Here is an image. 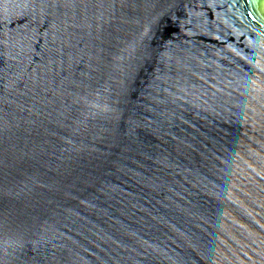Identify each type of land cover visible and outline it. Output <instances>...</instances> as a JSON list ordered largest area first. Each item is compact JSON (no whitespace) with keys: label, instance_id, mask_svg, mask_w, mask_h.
I'll use <instances>...</instances> for the list:
<instances>
[{"label":"water","instance_id":"95a60500","mask_svg":"<svg viewBox=\"0 0 264 264\" xmlns=\"http://www.w3.org/2000/svg\"><path fill=\"white\" fill-rule=\"evenodd\" d=\"M0 264H264V0H0Z\"/></svg>","mask_w":264,"mask_h":264}]
</instances>
